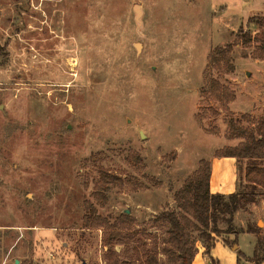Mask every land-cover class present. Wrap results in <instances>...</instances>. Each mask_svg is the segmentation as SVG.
Segmentation results:
<instances>
[{"label": "rangeland", "instance_id": "374dc122", "mask_svg": "<svg viewBox=\"0 0 264 264\" xmlns=\"http://www.w3.org/2000/svg\"><path fill=\"white\" fill-rule=\"evenodd\" d=\"M248 8L242 0H0V264H107L104 231L83 221L100 169L151 187L110 188L98 207L102 217L137 221L130 248L166 237L163 222L149 226L175 209L201 161L232 162L242 186L248 162L238 169L215 154L239 144L226 137L231 119L264 113L253 49H235L234 73H214L234 103L223 108L201 92L212 51L264 17ZM259 196L236 227L251 221L264 237ZM116 251L128 260L124 247Z\"/></svg>", "mask_w": 264, "mask_h": 264}, {"label": "trees", "instance_id": "16d2710c", "mask_svg": "<svg viewBox=\"0 0 264 264\" xmlns=\"http://www.w3.org/2000/svg\"><path fill=\"white\" fill-rule=\"evenodd\" d=\"M249 25L256 26V29L242 30L232 44L214 49L209 56L207 80L201 93L221 104L223 108L234 103L235 94L215 80L214 73H234V51L238 47L253 49L251 57L264 61V17L249 20ZM198 119L202 121L201 116ZM226 137L230 141H238L239 144L216 152L215 158L235 159L238 169L242 162H248L242 186H238V190L230 195L213 194L212 163L201 161L198 170L175 194V209L163 213L149 226L152 228L163 222L164 224L158 226V231H165L166 237L160 240L159 236H153L149 244L137 242L130 248L128 241L130 238L135 241L136 236L131 233L137 221L128 214H122L116 219L102 217L98 213V207L105 208L108 205V196L105 193L110 188L123 189L130 186L134 192H139L150 190V185L135 182L129 177L123 179L111 176L104 169L99 170L95 203H85L87 214L83 221L86 229L104 231V246L108 249L107 264H193L199 253V243L203 244L205 254L211 258L217 239L224 234L234 236L233 241L224 239L231 248L239 244L241 234L256 236L257 244L253 256L248 257L243 251H237L238 264H264V237L261 230L254 227L251 221L247 223V229L236 227L240 212L250 211L251 214L253 206L263 202L259 195L260 191H264V113L257 122H251L249 116L240 121L231 119ZM130 160L136 168L142 167V160L137 155H132ZM140 170L144 171L145 168ZM144 178L156 188L164 186L155 178L146 175ZM221 225H226L227 231H222ZM118 246L124 247L128 260L125 261L123 254L116 251ZM211 261L215 264L212 258Z\"/></svg>", "mask_w": 264, "mask_h": 264}, {"label": "crops", "instance_id": "0c3cea01", "mask_svg": "<svg viewBox=\"0 0 264 264\" xmlns=\"http://www.w3.org/2000/svg\"><path fill=\"white\" fill-rule=\"evenodd\" d=\"M243 4L249 5V11L251 13H261L264 15V0H242ZM256 68L259 70V73L264 75V61H257ZM217 159V158H216ZM219 161H235V159H217ZM213 167L212 164V178H211V191L213 194H223L230 195L236 192L237 190V175L236 169L232 162L229 164L216 163ZM220 176L221 183L217 186L215 177ZM215 186L216 190H213ZM217 187V188H216ZM219 189V190H218ZM231 241L234 240V236L230 237ZM256 241L254 235H241L239 237L238 249H235V246L230 248L224 242V239L218 238L214 249L211 252V258L214 260L215 264H238L237 251H243L248 257H252L254 254V249L248 250L245 244L253 243ZM199 253L195 258L193 264H212L211 258L205 254L204 246H198Z\"/></svg>", "mask_w": 264, "mask_h": 264}, {"label": "water", "instance_id": "95a60500", "mask_svg": "<svg viewBox=\"0 0 264 264\" xmlns=\"http://www.w3.org/2000/svg\"><path fill=\"white\" fill-rule=\"evenodd\" d=\"M137 12H138V14H139V16H140V10L137 8ZM138 48L140 49V46H138ZM238 247L237 246H235V249H237Z\"/></svg>", "mask_w": 264, "mask_h": 264}]
</instances>
